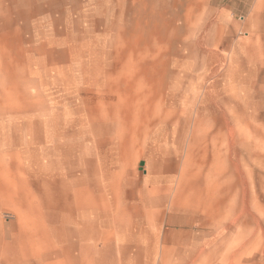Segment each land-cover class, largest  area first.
<instances>
[{
  "label": "rangeland",
  "instance_id": "374dc122",
  "mask_svg": "<svg viewBox=\"0 0 264 264\" xmlns=\"http://www.w3.org/2000/svg\"><path fill=\"white\" fill-rule=\"evenodd\" d=\"M230 6L0 0V264H264V0Z\"/></svg>",
  "mask_w": 264,
  "mask_h": 264
},
{
  "label": "bare ground",
  "instance_id": "6f19581e",
  "mask_svg": "<svg viewBox=\"0 0 264 264\" xmlns=\"http://www.w3.org/2000/svg\"><path fill=\"white\" fill-rule=\"evenodd\" d=\"M33 195H35V194L33 193ZM33 197L36 198L35 196H33ZM46 201H47V203L45 204V203L41 202V200L39 199V204L37 205V208H38L39 212L43 211L44 209L46 210V208L50 209V212H51L52 211L51 208L53 206H56L52 202V198L51 197H49V198L46 197ZM60 211H63L64 214L62 215V214L58 213L57 215L60 216L59 218H62L65 223H66V221H69L70 224L76 222V220L73 221V219L71 217V216H73V215H71V210L60 209ZM21 218H23V219H21L22 222L30 223V227L35 226V224H34L35 223V218L33 217V209H32V207L29 206V208H27L26 211H25L24 217H21ZM55 218L58 219V217H55ZM87 223L88 222H85L86 227L88 226ZM86 227H85L84 231H82V232L79 231L80 229L75 230V232L73 231L74 232V236L72 237V242H71L73 247L76 246V243L73 240L74 237L80 238L85 243L88 242V240L94 238L93 236H90L91 232L93 233V230L91 229L90 233H88V227L87 228ZM71 236H72V234H71ZM13 264H19V262H17V263L13 262ZM176 264H178V263H176Z\"/></svg>",
  "mask_w": 264,
  "mask_h": 264
},
{
  "label": "crops",
  "instance_id": "0c3cea01",
  "mask_svg": "<svg viewBox=\"0 0 264 264\" xmlns=\"http://www.w3.org/2000/svg\"><path fill=\"white\" fill-rule=\"evenodd\" d=\"M208 2H209V9L210 10H215V11L229 10L228 12L234 13V11L236 9H238V6H237L234 10H232V8L230 6V4L234 3V0H208ZM234 6H236V5H234Z\"/></svg>",
  "mask_w": 264,
  "mask_h": 264
}]
</instances>
